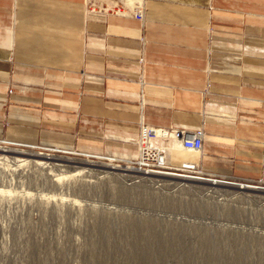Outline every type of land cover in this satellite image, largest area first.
Wrapping results in <instances>:
<instances>
[{
  "label": "crops",
  "instance_id": "1",
  "mask_svg": "<svg viewBox=\"0 0 264 264\" xmlns=\"http://www.w3.org/2000/svg\"><path fill=\"white\" fill-rule=\"evenodd\" d=\"M0 0V142L132 161L140 122L264 182V0ZM112 159H110L111 161Z\"/></svg>",
  "mask_w": 264,
  "mask_h": 264
},
{
  "label": "rangeland",
  "instance_id": "2",
  "mask_svg": "<svg viewBox=\"0 0 264 264\" xmlns=\"http://www.w3.org/2000/svg\"><path fill=\"white\" fill-rule=\"evenodd\" d=\"M181 154L141 177L124 159L0 143V264H264V193L215 177L225 183L212 188L185 167L199 155Z\"/></svg>",
  "mask_w": 264,
  "mask_h": 264
},
{
  "label": "built area",
  "instance_id": "3",
  "mask_svg": "<svg viewBox=\"0 0 264 264\" xmlns=\"http://www.w3.org/2000/svg\"><path fill=\"white\" fill-rule=\"evenodd\" d=\"M116 13L119 15L133 17L137 21H143L142 6H139L134 11H130V13L120 11H117ZM203 139L204 132L202 129L194 132H186L178 129H156L140 122L138 125V139L136 141V158L125 163V166L123 167L141 177L150 176L152 174H167L162 172V170L167 167L166 155L169 153L167 150V144L170 141L177 142L183 151L195 153L200 156L203 149ZM0 143L3 144V142ZM40 150L50 152L58 151L52 149ZM103 160H106L109 163H117L116 158H113L111 161L110 159ZM114 166L120 167L119 165ZM198 173L203 175L200 171H198ZM207 179H213V177ZM242 184L264 189L263 181H258L256 183L244 182Z\"/></svg>",
  "mask_w": 264,
  "mask_h": 264
},
{
  "label": "bare ground",
  "instance_id": "4",
  "mask_svg": "<svg viewBox=\"0 0 264 264\" xmlns=\"http://www.w3.org/2000/svg\"><path fill=\"white\" fill-rule=\"evenodd\" d=\"M170 142H172V141H170ZM162 143V142H161ZM167 150L169 151V154H171V155H178V157H182V154H181V152L182 153H185V154H192V155H197L198 156V154H195V153H190V152H186V151H183L182 149H181V147L179 146V144L177 143V142H173V144H171V145H169V146H167ZM20 155H22V156H24V155H26V154H23V153H20ZM185 156V155H184ZM4 157V156H3ZM28 157H33V158H40V159H42V160H44V161H46V163L47 162H50V161H52L53 160V158L52 157H48V158H42L41 157V155L40 154H37V155H34V154H31V155H28ZM176 158H178L177 156H175ZM187 157V156H186ZM195 157V156H194ZM189 160H187V161H185V164L187 165V166H185L186 168H192V166L194 167L197 163H198V159L196 158L195 160H193V159H191V158H188ZM26 159H15V161L16 162H24ZM42 160H37V162L34 160V162H35V164L37 165V166H40V167H43L44 165H45V163H42L41 161ZM31 161V160H30ZM26 162V161H25ZM24 162V163H25ZM181 163V162H180ZM184 163V162H183ZM108 169H110V170H117L118 168H117V166H112V167H109ZM121 169V168H120ZM125 170H127V169H124V171ZM81 171V170H80ZM78 172V171H77ZM165 177V176H164ZM173 179H175V180H181V181H187V182H194V181H192L191 179H184V178H179V179H177V178H174V177H172ZM199 179H202V178H199ZM202 180H204V181H208L207 183H208V185H210L212 188H214V187H217L219 184H221V183H225V182H220V181H217V180H213V179H202ZM194 183H202V182H194ZM202 184H205V183H202ZM237 185V184H236ZM220 186H223V187H231V186H229V185H220ZM238 186V188H236L237 190H240V192L241 191H243V190H245V191H253V192H257V193H264V191H261V190H251V189H245V188H251L252 186H248V185H243V184H238L237 185ZM232 188V187H231ZM259 189H262V190H264L263 188H259Z\"/></svg>",
  "mask_w": 264,
  "mask_h": 264
}]
</instances>
